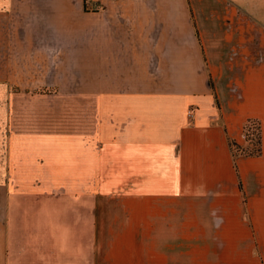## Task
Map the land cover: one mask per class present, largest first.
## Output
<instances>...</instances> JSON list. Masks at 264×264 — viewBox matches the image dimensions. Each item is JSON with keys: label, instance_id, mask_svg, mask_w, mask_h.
<instances>
[{"label": "crops", "instance_id": "crops-1", "mask_svg": "<svg viewBox=\"0 0 264 264\" xmlns=\"http://www.w3.org/2000/svg\"><path fill=\"white\" fill-rule=\"evenodd\" d=\"M0 264H264V0H0Z\"/></svg>", "mask_w": 264, "mask_h": 264}, {"label": "trees", "instance_id": "trees-1", "mask_svg": "<svg viewBox=\"0 0 264 264\" xmlns=\"http://www.w3.org/2000/svg\"><path fill=\"white\" fill-rule=\"evenodd\" d=\"M261 127L258 122H250L245 126V139L249 144V147L245 150H242L239 146L235 143H232V151L234 154L241 153L245 155H258L261 152ZM257 139L256 144L253 141ZM257 147V149H254Z\"/></svg>", "mask_w": 264, "mask_h": 264}, {"label": "built area", "instance_id": "built-area-1", "mask_svg": "<svg viewBox=\"0 0 264 264\" xmlns=\"http://www.w3.org/2000/svg\"><path fill=\"white\" fill-rule=\"evenodd\" d=\"M88 5L96 6L100 4H104L110 0H84Z\"/></svg>", "mask_w": 264, "mask_h": 264}, {"label": "rangeland", "instance_id": "rangeland-1", "mask_svg": "<svg viewBox=\"0 0 264 264\" xmlns=\"http://www.w3.org/2000/svg\"><path fill=\"white\" fill-rule=\"evenodd\" d=\"M256 142H257V139H255V140L253 141L254 144H256ZM254 149H257V147H254Z\"/></svg>", "mask_w": 264, "mask_h": 264}]
</instances>
